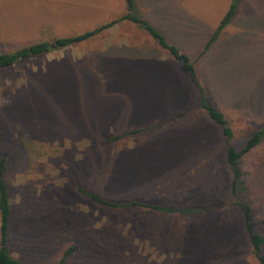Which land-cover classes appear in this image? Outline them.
Listing matches in <instances>:
<instances>
[{
    "label": "rangeland",
    "instance_id": "rangeland-1",
    "mask_svg": "<svg viewBox=\"0 0 264 264\" xmlns=\"http://www.w3.org/2000/svg\"><path fill=\"white\" fill-rule=\"evenodd\" d=\"M231 1L137 0L138 13L195 62L208 100L231 123L229 143L180 63L128 20L0 70L14 255L57 264L76 245L65 264H259L240 203L264 235V139L241 159L237 197L227 148L241 149L264 125V0H241L202 54ZM125 13V0H0V53ZM178 109L187 115L163 131L172 121L156 118ZM80 186L112 201L196 210L111 208Z\"/></svg>",
    "mask_w": 264,
    "mask_h": 264
},
{
    "label": "trees",
    "instance_id": "trees-1",
    "mask_svg": "<svg viewBox=\"0 0 264 264\" xmlns=\"http://www.w3.org/2000/svg\"><path fill=\"white\" fill-rule=\"evenodd\" d=\"M126 13L118 20H113L96 26L93 29L86 30L82 33L70 36L56 37L51 40H43L30 43L20 47L11 52L0 53V70L16 65L17 63L27 60L32 57L41 56L52 51L62 50L72 45L91 39L106 29L112 27L118 21L128 20L133 22L148 33L161 48L167 50L169 54L180 63L181 69L192 80L194 87L200 93V106L208 113V115L217 123L222 126L223 134L228 140V143L233 137V129L229 119L225 113L215 107L207 98L205 87L200 80L195 62L177 45L171 43L165 34L153 25L148 18L142 17L137 10V0H125ZM241 0H232L227 11L221 18L218 26L211 34L207 41L202 54H204L212 44L217 40L220 33L232 22L235 18ZM141 131L137 129L128 133L118 134L111 138L110 141H115L128 134ZM264 139V125L258 129L246 142L241 149H236L228 144L227 159L233 171L234 179L232 184V193L237 197L241 182L243 171L240 165L241 159L254 150ZM7 170L6 158H0V264H32L16 255L10 250L11 232H12V219H13V206L10 193V184L6 180L5 172ZM80 193L85 195L90 200L111 208H130L142 207L150 210H157L167 213H181L187 214L195 211L194 208H181L175 205H161L157 203H144L138 200L129 201H112L102 197L100 194L88 190L82 186L79 187ZM245 212V225L252 243L253 254L259 264H264V235L255 231V220L251 206L248 203H240ZM264 222V221H263ZM77 246H70L62 255L57 264H65L69 257L76 251Z\"/></svg>",
    "mask_w": 264,
    "mask_h": 264
},
{
    "label": "crops",
    "instance_id": "crops-1",
    "mask_svg": "<svg viewBox=\"0 0 264 264\" xmlns=\"http://www.w3.org/2000/svg\"><path fill=\"white\" fill-rule=\"evenodd\" d=\"M184 110L182 109H178V110H175V111H172L170 113H167L163 116H160L156 119H159V120H167V121H172L171 123L170 122H167V125H164L162 126V129L164 131V129H173V128H176L177 126L180 125V122L179 120L183 119L185 117V115H187L186 113L187 112H183Z\"/></svg>",
    "mask_w": 264,
    "mask_h": 264
}]
</instances>
